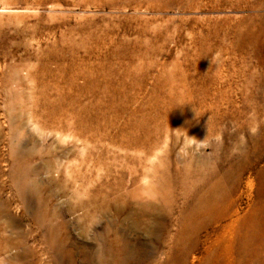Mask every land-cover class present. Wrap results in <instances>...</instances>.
Instances as JSON below:
<instances>
[{"label":"rangeland","instance_id":"rangeland-1","mask_svg":"<svg viewBox=\"0 0 264 264\" xmlns=\"http://www.w3.org/2000/svg\"><path fill=\"white\" fill-rule=\"evenodd\" d=\"M263 14L0 0V264L239 261L243 227H264V92L256 116L239 31L254 19L264 41Z\"/></svg>","mask_w":264,"mask_h":264},{"label":"bare ground","instance_id":"bare-ground-1","mask_svg":"<svg viewBox=\"0 0 264 264\" xmlns=\"http://www.w3.org/2000/svg\"><path fill=\"white\" fill-rule=\"evenodd\" d=\"M256 1L259 2L260 7L264 8V0H256ZM261 29L264 32V26L261 27ZM240 30L241 31H239V32H241V33H239L240 34L239 39H241V43L238 41L239 39L237 41L240 43V49L241 50L239 49V51H242L241 53L243 54L242 61L240 63H241L242 68H244V69L242 71L238 72V76H240L244 81L243 88H242V94L244 93L243 95H245L244 96V103H245L244 106L246 108L250 109L252 112H254L253 114L257 116V115H260V113L263 114L261 112V110H259L257 108L258 106L257 107L255 106V104H257L256 100H258V98H260L264 92V72L262 74H260V76H259L258 75L259 73L256 71L258 68H263V70H264V62L259 57L260 54L258 53V50L261 49V47H264V41H260L261 38L259 39V37H260V36H258L260 34L259 33V25L257 24V22L254 19H251L250 25L248 27H241ZM237 48H239V47H237ZM230 50L228 52H230ZM235 50H236V47H235ZM235 50H232V51H235ZM221 52H223V50ZM228 52H226V53L228 54ZM233 53H236V52H233ZM226 62L227 61H224V63H223L224 67H225ZM217 69H219V67ZM244 170H245V167L243 165L241 168V171L243 172ZM41 222H42V220H41ZM250 230L251 229L250 228L248 229L246 226L243 227L242 234L244 235V238H243V241L240 242V243H242L241 244L242 247H240V249L238 251V256H239L240 260L235 262V260L232 259L234 264L235 263L236 264H240V263L243 264L242 263L243 260L245 261V264H254L255 260L258 259L257 256L259 255V251H260L259 247L260 246L258 243L259 241L257 242L258 244L255 242V238L257 235L261 234V232H264V227L260 226V227H257L256 229H253L251 231ZM250 239H252V241ZM261 242H263V241H261ZM233 246H234V244H232V243L225 246V250L223 253H225L226 256L232 257L233 254L235 253ZM239 246L237 248H239ZM263 253L264 252H262V254ZM226 259H228V258H226Z\"/></svg>","mask_w":264,"mask_h":264}]
</instances>
